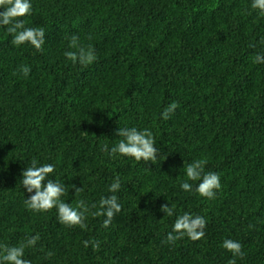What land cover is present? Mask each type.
<instances>
[{
  "label": "trees",
  "instance_id": "trees-1",
  "mask_svg": "<svg viewBox=\"0 0 264 264\" xmlns=\"http://www.w3.org/2000/svg\"><path fill=\"white\" fill-rule=\"evenodd\" d=\"M251 3L32 0L21 19L45 30L39 51L0 27V245L38 235L30 264H229L232 239L236 264H264V16ZM73 35L94 62L68 59ZM125 127L151 131L158 159L109 158L103 147ZM33 160L55 165L48 179L63 184L64 203L87 207L84 228L25 206L35 191L21 173ZM195 160L220 176L213 199L180 188ZM117 177L121 211L104 227L94 213ZM185 213L206 220L205 235L166 243Z\"/></svg>",
  "mask_w": 264,
  "mask_h": 264
},
{
  "label": "clouds",
  "instance_id": "clouds-1",
  "mask_svg": "<svg viewBox=\"0 0 264 264\" xmlns=\"http://www.w3.org/2000/svg\"><path fill=\"white\" fill-rule=\"evenodd\" d=\"M251 8L257 10L258 14L264 16V0H252ZM0 27H6V32L12 36L11 43L15 47L28 44L35 50H42L44 44L45 30L40 27H25V21L21 18L31 14L32 0H0ZM69 47L77 49L67 53L69 60L74 63L88 65L95 61L96 55L93 48L85 47L79 44V38L76 35L71 36ZM257 63H264V53H258L255 57ZM21 71L25 77L28 76L31 69L23 66ZM177 103L173 102L164 108L160 118L167 121L173 112L177 109ZM118 142L110 148L105 145L102 149L109 158H129L136 162H151L158 159L159 150L153 134L148 129L138 130L135 127L120 128L117 131ZM206 161L195 160L185 167V180L180 184L183 191L190 192L195 184V192L199 196L213 199L216 192L221 188L220 176L215 172H205ZM55 172V165L45 163L40 165L38 161L33 160L27 168L21 173L20 182L22 187L29 193L35 191V195L30 199H25V206L33 212H47L56 208L60 223L72 227L80 226L84 228L85 213L87 207L81 201L76 207L64 203L61 197L65 193V187L62 183L48 179ZM199 181V183H195ZM192 182V183H190ZM121 188V183L117 177L110 185L108 191L113 195L102 197L99 200L98 210L94 213L96 216H104V227H108L113 217L121 211V204L118 201L117 193ZM82 189H77L78 194ZM167 216L173 215V208L165 206L161 209ZM206 220L201 216H192L185 213L179 216L172 230L167 234L166 243L174 244L177 240L187 236L191 240H199L204 235ZM39 236H33L25 243L19 246L9 247L0 245V264H30V261L24 259L25 249L36 244ZM85 246L90 242L85 241ZM99 247V242L93 244ZM222 247L232 254L229 264H236V258L242 257V245L239 241L225 239ZM48 255H51L49 253Z\"/></svg>",
  "mask_w": 264,
  "mask_h": 264
}]
</instances>
